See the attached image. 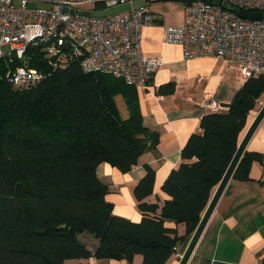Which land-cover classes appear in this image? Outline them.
I'll return each mask as SVG.
<instances>
[{
  "label": "trees",
  "instance_id": "obj_1",
  "mask_svg": "<svg viewBox=\"0 0 264 264\" xmlns=\"http://www.w3.org/2000/svg\"><path fill=\"white\" fill-rule=\"evenodd\" d=\"M26 62L45 76L28 86H13L8 69ZM135 87L109 73H84L77 60L51 69L42 49L27 46L23 59H0V264H63L66 259L95 257L142 264H166L177 245L197 226L213 190L240 141L248 113L264 93V76L250 78L235 93L226 111L201 116L180 151L181 162L161 185L168 196L159 213L147 202L155 169L145 174L133 194L138 221L112 213L108 186L96 174L103 162L126 173L158 134L143 123ZM173 83L158 93H171ZM124 93L128 116L115 96ZM262 154L244 151L232 178L249 179ZM183 223L185 234L166 227ZM95 234L91 251L77 238Z\"/></svg>",
  "mask_w": 264,
  "mask_h": 264
},
{
  "label": "crops",
  "instance_id": "obj_2",
  "mask_svg": "<svg viewBox=\"0 0 264 264\" xmlns=\"http://www.w3.org/2000/svg\"><path fill=\"white\" fill-rule=\"evenodd\" d=\"M184 1L149 0L155 18L140 32L142 51L148 56H160L162 61L152 77L151 87L134 89L144 125L158 134L156 148L142 153L136 165L126 173L106 162L96 167L97 176L108 186L105 197L113 204L112 213L131 221L141 218L133 188L145 174L144 165L155 169L153 192L146 200L157 203L159 213L168 198L161 185L181 162L180 151L188 137L200 131L201 116L210 112L204 103L213 98L229 104L245 83L225 60L212 56L184 58L181 46L163 41L165 26L182 23ZM169 82L174 85L171 93L157 92L160 85ZM124 95L115 96L122 117L128 116ZM263 102L264 93L248 113L240 138ZM245 150L261 153L262 162H252L249 179H229L187 264H257L264 260V117ZM164 224L175 228L179 236L185 234L183 223L166 220ZM77 238L91 251L98 245V239L86 232L78 234ZM187 238L177 245L178 253L187 244ZM177 263L175 254L166 262ZM63 264H142V256L134 255L131 263L125 259L88 257L66 259Z\"/></svg>",
  "mask_w": 264,
  "mask_h": 264
},
{
  "label": "built area",
  "instance_id": "obj_3",
  "mask_svg": "<svg viewBox=\"0 0 264 264\" xmlns=\"http://www.w3.org/2000/svg\"><path fill=\"white\" fill-rule=\"evenodd\" d=\"M136 1L143 5L112 14H92ZM148 1L0 0V59H23L27 46L45 44L38 48L53 70L77 60L84 73H109L145 90L162 63L160 56L146 55L140 45L142 28L155 18ZM86 5L90 7L84 8ZM231 7L258 13L259 17H241ZM182 12L181 24L164 27L163 41L181 46L184 58L223 59L244 81L264 76V0H219V4L185 0ZM44 76L25 61L5 75L16 87L32 85ZM204 106L218 112L226 111L229 104L212 98ZM174 254L181 256L177 247Z\"/></svg>",
  "mask_w": 264,
  "mask_h": 264
},
{
  "label": "water",
  "instance_id": "obj_4",
  "mask_svg": "<svg viewBox=\"0 0 264 264\" xmlns=\"http://www.w3.org/2000/svg\"><path fill=\"white\" fill-rule=\"evenodd\" d=\"M208 1H212V0H208ZM213 3L215 4H219V0H213ZM143 5V2L140 1H136L133 2L132 4H125V5H120V6H116L113 8H110L108 10H100V11H94L92 14L93 15H106V14H112V13H116L119 11H123V10H128L131 7L132 8H137L139 6ZM30 6H33V4L31 3ZM42 7V5H39ZM48 7V6H47ZM233 10H236L238 15L244 18H258L259 14L258 13H247L244 12L242 10H237V8L235 7H231ZM72 12V11H71ZM85 15H88L89 12L88 11H83L82 12ZM45 44H38L37 47H44ZM64 49L68 50V46L67 43H64ZM264 117V102L261 105V107L259 108V110L257 111L256 115L254 116L253 120L251 121V123L248 125L245 133L243 134V136L241 137L237 149L229 163V165L227 166L223 176L221 177L220 181L218 182V184L216 185V188L214 189L211 198L205 208V210L203 211V213L200 216L199 222L197 224V226L195 227L194 231L192 232L189 241L187 242V245L185 246V249L183 250V253L181 254L178 263L177 264H187L215 206L216 203L220 197V195L222 194L227 182L229 181V179L231 178L235 167L237 165V163L239 162L243 152L246 149V145L249 141V139L251 138L252 134L254 133L255 129L257 128L258 124L260 123V121L263 119ZM92 236H95V234H91ZM257 264H264V260H262L261 262H258Z\"/></svg>",
  "mask_w": 264,
  "mask_h": 264
},
{
  "label": "rangeland",
  "instance_id": "obj_5",
  "mask_svg": "<svg viewBox=\"0 0 264 264\" xmlns=\"http://www.w3.org/2000/svg\"><path fill=\"white\" fill-rule=\"evenodd\" d=\"M89 7H90L89 5H86L84 8H89ZM6 48H7V46H4V47H3V49H6ZM213 191H214V190H213ZM212 193H213V192H212ZM79 235H80V233H79ZM190 236H191V234H190V235L188 236V238H187L188 241H189ZM185 238H186V236H185ZM187 240H186V241H187ZM186 245H187V244H186ZM186 245H185V246H186ZM185 246L183 245V247H182L181 249H179V253H180V254L183 253V250L185 249ZM179 258H180V257H175V259H176L177 261L179 260Z\"/></svg>",
  "mask_w": 264,
  "mask_h": 264
}]
</instances>
